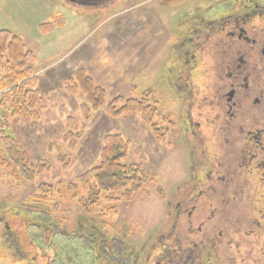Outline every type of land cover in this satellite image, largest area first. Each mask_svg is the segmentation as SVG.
Masks as SVG:
<instances>
[{"label": "rangeland", "instance_id": "rangeland-1", "mask_svg": "<svg viewBox=\"0 0 264 264\" xmlns=\"http://www.w3.org/2000/svg\"><path fill=\"white\" fill-rule=\"evenodd\" d=\"M199 1L202 0H112L111 4L108 1L109 4L93 7L77 0H0V29L17 33L28 49L34 51V75L46 105L39 110V119L33 121L14 117L7 111L2 115L32 160L50 165L49 170L39 173L32 181L17 179L7 169L0 168V219L5 214V220L13 222L15 216L6 212L8 206L17 208L37 202L53 212L61 228L78 230L86 218L94 223L95 219L84 208L86 186L79 177L99 165L106 135L120 133L130 142L128 156L122 162L145 165L151 177L145 181L144 189L129 201H122L120 192L110 195L118 199L115 202L102 197L96 211L101 230L119 240L124 237L133 246H144L157 232L167 231V203L174 199L177 186L183 188L182 184L188 180V146L194 140L190 135L186 138L183 131V105L177 94L183 97L185 93L176 94V89L171 87L173 75H178L181 66L179 54L183 53L178 47L176 15ZM58 16H64L63 26L54 23L52 31L40 30L42 24L54 22ZM207 62H212L210 56ZM80 68L86 69L106 89L108 103L117 96L124 100L145 96L156 104L161 110L156 123L165 133L164 139L158 138L140 114L111 117L105 105L86 117L83 95L67 89L68 80ZM191 80L197 85L201 83L198 71ZM201 87L205 93L209 90ZM71 118L77 121L81 132L72 149L64 139ZM42 184L53 189L44 193L39 188ZM72 185L77 188L72 189ZM108 208L106 213L101 212ZM2 222L0 264H29L32 262L29 258L38 259L39 264H56L50 260L56 255L65 261L74 257L72 252L79 253L69 247L71 252L65 256L60 248L66 244L60 240L62 244L55 241L48 244L40 230L30 233L37 234V239L28 237L30 241L36 240L35 246L26 239L22 227L19 232L22 250H16L18 256L11 254L1 237L5 234L2 227L3 224L5 228V222ZM12 226L16 231L15 225ZM52 242L58 247L56 253ZM27 250L32 252L27 254ZM75 260L74 264L85 262L84 258Z\"/></svg>", "mask_w": 264, "mask_h": 264}, {"label": "flooded vegetation", "instance_id": "flooded-vegetation-1", "mask_svg": "<svg viewBox=\"0 0 264 264\" xmlns=\"http://www.w3.org/2000/svg\"><path fill=\"white\" fill-rule=\"evenodd\" d=\"M108 1L77 0L93 7ZM176 25L183 53L171 87L185 93L177 94L183 131L194 140L188 180L167 203V231L144 246L125 242L130 256L121 248L111 263L96 261L87 242L56 240L65 256L71 247L84 264H264V0L191 3ZM74 257L50 260L74 264Z\"/></svg>", "mask_w": 264, "mask_h": 264}, {"label": "trees", "instance_id": "trees-1", "mask_svg": "<svg viewBox=\"0 0 264 264\" xmlns=\"http://www.w3.org/2000/svg\"><path fill=\"white\" fill-rule=\"evenodd\" d=\"M63 17L58 16L54 22L42 24L40 30L50 32L55 28L54 23L63 26L65 24ZM35 60L34 51L28 49L20 35L8 29H0V168L7 169L17 179L23 177L29 181H32L39 173L49 170L50 165L46 161L34 162L32 160L28 151L11 133L10 125L2 113L7 111L12 116L21 117L26 121L39 119V110L44 109L46 105L37 86L38 78L34 75L33 64ZM67 84V89L71 93H80L85 98L82 108L86 117H90L94 110H99L105 105L111 117L118 118L129 113L140 114L144 123L151 126L158 138L164 139L165 133L156 124L157 118L161 116V110L147 97L124 100L121 96H117L108 103L106 89L99 85L84 68L77 70ZM80 134L77 121L72 118L69 119L68 132L64 138L68 142L69 148L74 147ZM129 148V140L120 133L106 135L99 165L90 168L79 177L80 182L86 186V195L83 196L87 202L83 203L84 208L95 219L94 223L91 222L90 218H86L85 221L83 220L84 227L80 224L78 230L70 231L58 226L53 217V212L37 202L20 205L17 208L8 206L6 212L15 216L13 222L6 221L5 214L0 219V222H5L10 229L9 232H11V234L7 232L6 235H1L7 243L5 246L8 252L15 254L17 249L22 250L19 232L23 227L26 239L33 236L32 239H37V234H35L37 236H31L30 233L40 230L43 233V239L45 237L48 243L56 240L67 243H75L79 240L80 243L87 242L89 243V250L99 262H104L105 259L110 262V259L116 257L121 248L125 252L124 256H130L126 253L124 237L119 240L108 236L101 230L98 218L100 215L97 213V207L101 204L103 196L107 197L110 202H115L118 199L110 195L120 192L122 201L125 199L129 201L134 194L144 189L145 181L148 182L147 178L151 177L145 165L122 162L128 156ZM70 187L72 189L77 188L75 185ZM39 188L44 193L53 189L48 184H42ZM111 209L113 210V207ZM108 210L110 209L101 212L106 213ZM112 210L111 213H114ZM96 220L99 221V225ZM12 224L15 225L16 231L13 230ZM2 227H4L3 224ZM86 231L89 233L87 238L85 236ZM35 241L31 240L30 242L36 246ZM27 252L30 254L32 250H27Z\"/></svg>", "mask_w": 264, "mask_h": 264}]
</instances>
